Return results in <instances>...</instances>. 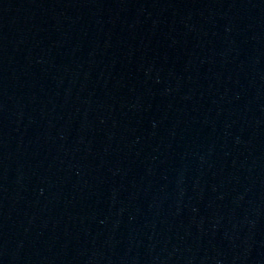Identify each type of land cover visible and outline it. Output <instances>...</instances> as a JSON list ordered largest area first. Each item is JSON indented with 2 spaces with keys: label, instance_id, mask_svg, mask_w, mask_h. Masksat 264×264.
Masks as SVG:
<instances>
[{
  "label": "water",
  "instance_id": "obj_1",
  "mask_svg": "<svg viewBox=\"0 0 264 264\" xmlns=\"http://www.w3.org/2000/svg\"><path fill=\"white\" fill-rule=\"evenodd\" d=\"M211 0H0V264H177Z\"/></svg>",
  "mask_w": 264,
  "mask_h": 264
}]
</instances>
